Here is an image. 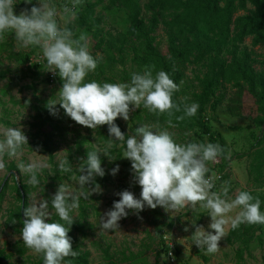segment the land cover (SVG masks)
<instances>
[{
	"label": "rangeland",
	"instance_id": "1",
	"mask_svg": "<svg viewBox=\"0 0 264 264\" xmlns=\"http://www.w3.org/2000/svg\"><path fill=\"white\" fill-rule=\"evenodd\" d=\"M54 2L58 6L64 3L71 6L70 0ZM147 2L148 0H140L141 16L148 20L150 13L145 7ZM88 3L97 4L95 16L98 21L94 29L75 26L73 30L77 36L80 33L88 36L91 53L94 52V57L99 54L102 60L95 72L89 73L86 81L129 83L132 73L142 74L145 69V66L134 61L135 54L142 56L145 52L138 47V43L134 44L127 38L124 40L130 26L128 12L119 5L109 7V0H81L78 12ZM33 5H37V0H32V4L29 5L23 0H18L15 12L19 14L21 10L30 9ZM97 32H100L98 36ZM155 36L158 50L164 56H168V43L163 24L159 25ZM101 38L105 39V43L101 49L94 51L95 43ZM241 48L252 52L256 60V70L263 71L264 46H256L252 38H248ZM35 49L18 50L12 34H7L5 40L0 42V129L21 127L29 142L24 146L23 155L19 159H9L5 156L6 172H0V196L3 194L0 199V250H5L8 255L13 256L9 260L11 264H36L43 257L34 254L30 249L26 257L17 254L23 242L21 232L11 227L9 222L10 213L24 207L22 198L23 196L25 198V194H19L17 188L29 186L27 205L33 196L50 202L60 183L69 185L73 191H80L76 181L71 177L60 180L55 176L51 171L48 155L38 143L42 139L35 138V133L39 130L37 125L40 122L38 120L40 109L45 108L50 99L59 98L57 92L62 86L58 75L57 82L51 83V73L46 71V68L31 64L29 58ZM203 70L202 66L186 69L185 78L180 83L178 91V98L184 104H193L192 93L200 90L195 78ZM155 75L153 71V76ZM218 96H222L223 101L216 114L207 111L206 122L213 131L223 136V144L218 141L214 144H219L223 148L228 166L225 167L222 163V156L217 163L209 165L211 171L220 177L215 182L216 187L213 191H218L220 185L228 181L229 195L233 198L238 190L249 191L254 197L263 198L261 212L264 213V125H260L259 121L262 113L247 90H238L232 84H225L218 92ZM140 109L144 110L143 107ZM137 110L139 109L130 113L128 122L117 118L115 122L122 132L131 134L138 126L156 125L139 124L133 117ZM51 118L48 126L53 128L56 134L57 164L60 160L72 156V170L78 172L73 176L78 177L79 165L87 159V152L103 148L110 139L109 137L108 140H103L99 134L101 128L106 129L105 134L108 133L107 125L99 127L93 133L92 129L76 124L64 114L63 109H60L58 116ZM159 126L164 128L162 125ZM168 130L174 133L177 143H211L208 135L178 129ZM122 155L123 148L120 147L111 150V156L116 158L113 162H109L107 157L101 155V166L105 169V175L97 176L95 180L103 191L101 194L93 193L88 199L80 198V205L85 207L86 218L80 216L79 209L73 213L76 225L81 222L83 227H71L69 236L72 238V247L74 251L89 254V264H264V224L257 233L260 238L251 243L250 253L245 252L243 259H239L237 255L240 249L239 242L232 245L225 242L230 229L226 237L219 242L220 250L217 253L206 254V249L197 248L192 241L195 228L191 224L202 225L206 231H213L214 234V230L208 228L210 216L206 211L199 209L193 211L186 208L179 213H168L159 206L154 210L146 207L139 214L142 219L129 212L127 218L119 221L120 229L102 230L101 216L112 208L114 201L120 199L116 193L128 190L139 198L132 190L133 185H139L132 179L131 162L122 158ZM32 160H44L50 165V168L38 173L37 178L40 180L38 187L30 186L27 183L29 177L21 174L17 167L21 162L27 164ZM117 164L120 166L119 172L113 176L111 169ZM139 188L141 189L140 186ZM49 208L51 210L50 203ZM168 218L174 221L172 227L168 226ZM23 219L24 217L21 221ZM51 219L52 217L46 222ZM186 226L189 227L187 232L184 231Z\"/></svg>",
	"mask_w": 264,
	"mask_h": 264
},
{
	"label": "clouds",
	"instance_id": "2",
	"mask_svg": "<svg viewBox=\"0 0 264 264\" xmlns=\"http://www.w3.org/2000/svg\"><path fill=\"white\" fill-rule=\"evenodd\" d=\"M23 2L32 4V0ZM17 3L18 0H0V42L7 34H12L18 50L40 49L46 71L58 75L62 81L57 92L59 98L50 99L46 105L51 115L58 116L63 109L66 116L92 129L93 133L107 125L110 137L103 148L87 152V159L78 168L80 175L71 177L79 192L60 183L50 202L33 196L23 208L20 236L26 248L42 255L44 264H64L65 258L79 255L73 250L69 236L75 221L73 213L79 209L81 197L88 199L93 193H102L95 180L105 175L101 155L113 162L116 158L111 156V150L117 147L123 148L122 158L131 162L132 179L141 187L140 198L128 190L116 193L120 199L101 216L102 230L120 229L119 221L127 218L129 212L142 219L139 214L146 207L154 210L159 206L168 213L199 209L210 216L208 228L214 230V234L194 223L191 224L195 228L192 241L197 248L206 249V254H214L220 250L219 242L229 229L235 230L241 224H264L261 201L249 191L238 190L233 198L229 195L228 181L221 184L218 191H213L220 177L209 165L219 161L224 151L221 145L177 143L174 133L168 130L177 126L173 118L182 122L186 117L195 116L199 105L177 103L173 95L180 86L165 71L153 76L155 66H145L142 74H131L129 83L87 82L86 77L95 72L102 57L92 55L86 34L77 36L68 27L77 18L81 0H70L71 6L69 3L58 6L54 0H37L38 6L25 8L19 14L15 12ZM141 107L157 117L165 116L167 127L161 128L157 123L138 126L131 134L122 132L115 122L117 118L128 122L130 113ZM181 112L182 115H177ZM0 137V172H6L5 156L19 159L29 142L21 127L0 129ZM17 167L21 174L29 177L30 186L38 187V173L50 165L44 160H32L27 164L21 162ZM119 167L117 164L111 169L113 176L119 172ZM58 171L72 172L68 159L60 160ZM53 215L63 223L46 222ZM188 230L186 226L184 231Z\"/></svg>",
	"mask_w": 264,
	"mask_h": 264
},
{
	"label": "trees",
	"instance_id": "3",
	"mask_svg": "<svg viewBox=\"0 0 264 264\" xmlns=\"http://www.w3.org/2000/svg\"><path fill=\"white\" fill-rule=\"evenodd\" d=\"M117 5L123 7L129 14L130 26L124 40L127 38L134 44L138 43V47H141L145 52L142 56L135 54L134 61L137 64L141 66L154 65L155 73L161 70L165 71L179 86L185 78L187 68L192 66L204 68L202 73L195 78L200 90L192 93L193 103L199 105L197 113L195 116L186 117L182 122H177L173 118V122L177 126L169 129L208 135L211 143L214 144L218 141L223 144V136L213 131L207 124L206 113L208 110L213 114L217 113L223 101V97L218 96V92L225 84H232L238 90L248 91L255 99L259 112L262 113L259 118L260 125H264V70L257 71L256 60L252 52L241 48L248 38H252L253 44L256 46H264V0H148L145 5L150 13L148 20L141 16L140 0H109V7ZM96 6L97 4L88 3L84 9H80L77 18L68 27L71 29H74L75 26L89 30L94 29L98 21L95 16ZM241 11L245 13L240 14ZM161 24L164 25L167 37L168 56H164L156 46L155 33ZM99 34L100 32H97L96 36ZM104 43L105 39L101 38L95 43L94 51L101 49ZM178 96V92L174 93L173 99L183 105L184 103L179 100ZM182 114L183 112L177 113V115ZM52 116L47 107L40 109L38 114L40 122L37 125L39 130L35 133V138L42 139L38 143L43 152L48 155L51 171L56 177L63 180L78 172L72 170L70 173H59L58 171L56 134L54 129L48 126L52 121ZM133 117L139 124L159 123V125L167 127L165 116L157 117L146 109L137 110ZM47 126L48 129L45 130ZM105 130L101 128L99 134L103 140H108V133L105 134ZM221 159L227 167L228 160L224 153ZM68 160L72 166L73 157H68ZM61 174L64 175L61 176ZM132 190L140 198L141 189L139 186L133 185ZM17 192L25 194L23 205L27 207L29 186H22L21 190L17 188ZM251 194L253 195V193ZM2 197L3 194L0 199ZM259 199L261 202L263 201V198ZM79 210L80 216L86 218L85 207L80 205ZM260 210H263V205ZM22 218V207L10 213L11 227L19 232L22 228ZM13 221L16 223L13 224ZM168 221V226L172 227L174 221L170 218ZM49 222L63 223L55 215ZM75 226L83 227V224L79 222L76 225L74 221L71 227ZM261 228L262 224H241L235 230L230 229L225 242L230 245L239 242L240 249L237 255L239 259H243L245 252L250 253L251 243L260 238L257 233L261 231ZM28 250L22 242L17 254L26 257ZM78 253L79 255L76 257L65 258L64 264H68L69 261L71 264H89V254ZM11 258L13 256L8 255L5 250H0V264H11L9 263ZM36 264H44L43 257Z\"/></svg>",
	"mask_w": 264,
	"mask_h": 264
},
{
	"label": "built area",
	"instance_id": "4",
	"mask_svg": "<svg viewBox=\"0 0 264 264\" xmlns=\"http://www.w3.org/2000/svg\"><path fill=\"white\" fill-rule=\"evenodd\" d=\"M31 64L36 66V67H44L45 68V61L42 58V54L40 49H36L34 53L31 56ZM50 82L55 83L57 82V75H53L52 73L50 74Z\"/></svg>",
	"mask_w": 264,
	"mask_h": 264
},
{
	"label": "water",
	"instance_id": "5",
	"mask_svg": "<svg viewBox=\"0 0 264 264\" xmlns=\"http://www.w3.org/2000/svg\"><path fill=\"white\" fill-rule=\"evenodd\" d=\"M20 190H21V188H20ZM22 200H23V204H24V200H25L24 196H23ZM22 215H23V207H22Z\"/></svg>",
	"mask_w": 264,
	"mask_h": 264
}]
</instances>
